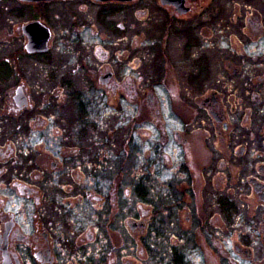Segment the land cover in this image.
Listing matches in <instances>:
<instances>
[{
  "label": "flooded vegetation",
  "instance_id": "flooded-vegetation-1",
  "mask_svg": "<svg viewBox=\"0 0 264 264\" xmlns=\"http://www.w3.org/2000/svg\"><path fill=\"white\" fill-rule=\"evenodd\" d=\"M241 1L0 0V80L15 92L0 115V264H264V0ZM34 24L45 49L43 34L29 49ZM129 44L146 54L115 69ZM80 92L131 110L118 153L146 160L126 196L114 165L55 154L103 149L87 121L99 101ZM70 104L81 129L60 115Z\"/></svg>",
  "mask_w": 264,
  "mask_h": 264
},
{
  "label": "rangeland",
  "instance_id": "rangeland-1",
  "mask_svg": "<svg viewBox=\"0 0 264 264\" xmlns=\"http://www.w3.org/2000/svg\"><path fill=\"white\" fill-rule=\"evenodd\" d=\"M148 1H150V0H145V2H142L141 8H139V9L144 8L145 3H147ZM228 1H229L228 7L231 6L230 8H233L232 6L236 5V4L237 5L238 4L243 5V1H241V0H227V2ZM227 2L223 6L227 7ZM232 3H233V5H232ZM9 9H14V8H9ZM131 10H133V9H131ZM128 11H129V13L127 14V16L123 15V17L120 20L118 19L115 21L117 26L124 21H127V22L130 21L131 23H133V21H135L132 13L130 14L129 9H128ZM86 12H88V11H86ZM0 16H5V15H0ZM125 17H127V18H125ZM8 24L9 23H7L6 25H8ZM125 24L126 23L124 22V25ZM137 26L139 27V28L136 27L137 33L141 34L142 36H146V39L148 40L149 36L147 33L148 32L147 29L145 27H142L141 24H139ZM137 33H135V34H137ZM128 34H125V36L129 37L131 35V32H128ZM17 43L15 42V43H13V45H16ZM123 47H124V45H123ZM15 48H16V46H12V49H15ZM127 48H128V52L130 54L129 58L123 56V58L119 61L120 62L119 64L115 63V69H118V68L122 69L123 68V71H124L125 66H127V64L132 59L139 58L141 55L146 54L145 50L140 52L132 44H129V46ZM143 49H145V48H143ZM0 52H1L0 53L1 55H3L4 52H6V49H5L3 42H2V44H0ZM150 56H152V55H150ZM4 58H5V55L3 57H1V60H0L1 63L5 62ZM157 58H160V57L156 56L153 58V60L157 61ZM150 62H151V59H150V57H148L147 58V64L145 66L146 69H150ZM17 63H19V61H17ZM21 63H22V60H21ZM23 64L25 65V61L23 62ZM27 65L29 66L28 68L30 70V74L35 75L36 68L33 67V66H35V61L28 59ZM17 66H18V64H17ZM130 67L133 68L132 65H130ZM126 70H128V69H126ZM2 71H3V69H2ZM34 79H35V77L32 76L31 77V83L32 84H33ZM5 84H6V82H3L2 80H0V115L3 114L1 112V111H3L1 108H3L4 105L7 104L9 101H12L13 97L15 95V92L13 90L7 89L5 86H3ZM29 94L33 97V99H35L37 97L36 91L31 90V92ZM61 94L62 93H60V96H61ZM100 95L101 94L98 92H90V93L80 92V93L76 94V100L85 101L87 106H88L89 101H91V102H93V100L97 101V102L99 101V103L95 104V105L92 103L95 106V108H90V106L87 107L89 109V112H92L91 118L87 119V121L89 122V128H91L89 130L90 134H93V135H95L96 138H98V140L95 141V143L101 142V144H102L103 149L101 148L102 150H99L100 153L102 151V154H100L99 151L96 150L97 147H95V144H92L93 148L91 150L94 155L90 151L89 153H87L86 156H83V155H76L75 156V155H72V153H70L67 156L68 158H64L62 156L63 152L60 150V147L57 151H55L56 152L55 154L59 157L61 164L65 163V164H69V165L70 164L81 165L83 163L86 164V163L91 161V164L114 165L115 166L114 170H116V171L113 173V176L117 177L116 179H119L120 183L122 184L121 194L123 196H126V191L132 189V181H131V176H133L132 171L137 166H142L143 163H145L146 158L139 159V158L135 157L134 155H131V154L127 155V153H125L123 151L121 152L122 154L118 153L123 146L122 139L124 138V136L126 134H129V133H127V132H129V130H127L125 127L126 126L130 127L132 125L131 122L129 123L126 121V120L129 121V116H130L131 110L129 112V110L127 109V105H125V104H119L123 108L122 109L118 108L117 110L114 109L113 105H107V103H106L107 101H109V103L116 101L117 95L115 93H109L108 96L106 94V99H105V97L102 98ZM188 95L192 96V93H188ZM65 100H68V99H65V97L62 94V98H60V101H65ZM70 107H72V105ZM79 112L81 113V110L78 108H74V106H73L72 108H69V109H63L62 108L60 110V115H61V117L69 119V121L72 123V126L70 128L81 129L82 126L78 125V123H76V120L78 117H79V121L84 120L85 115L82 116L79 114ZM4 113H6V112H4ZM2 116H5V115H2ZM13 117L14 116H12L11 118H13ZM94 119H96L97 124H96V121ZM12 122H13L12 126H16V123L18 121L16 119H13ZM169 125L172 128L176 127L175 123H173L172 121H169ZM35 130L36 129L33 128V131L25 132L26 134H28V140H29V144L27 146L28 149L36 148V142H37L36 140H38L39 133L36 132ZM4 137L6 138V130L5 129L3 131H1L0 144L4 142V139H3ZM90 137H91V135H90ZM60 143H62V142L60 141ZM84 146L85 145L82 146V149L84 148ZM86 146H87L86 149L90 148V143L88 145L86 142ZM97 149H99V148H97ZM173 163H174V161H173ZM125 238L127 239V236H125Z\"/></svg>",
  "mask_w": 264,
  "mask_h": 264
},
{
  "label": "water",
  "instance_id": "water-1",
  "mask_svg": "<svg viewBox=\"0 0 264 264\" xmlns=\"http://www.w3.org/2000/svg\"><path fill=\"white\" fill-rule=\"evenodd\" d=\"M163 3L166 2V0H162ZM25 32L26 34L29 36V40H30V46L32 47H29V49H34L35 50V47H36V42H38L40 40V37L39 35L43 34L42 36V39H43V42H42V49H45L46 47V44H47V41L49 39V30L38 25V24H34V25H30L28 26L27 28H25ZM15 101L16 103L18 104L19 108H22L26 103H27V98L25 97V95L23 94V92L21 90H19L17 93H16V96H15Z\"/></svg>",
  "mask_w": 264,
  "mask_h": 264
}]
</instances>
